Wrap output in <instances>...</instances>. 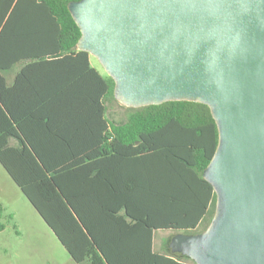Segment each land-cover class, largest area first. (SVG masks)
Segmentation results:
<instances>
[{
  "label": "trees",
  "instance_id": "1",
  "mask_svg": "<svg viewBox=\"0 0 264 264\" xmlns=\"http://www.w3.org/2000/svg\"><path fill=\"white\" fill-rule=\"evenodd\" d=\"M70 1L0 0V164L74 262L184 264L153 250V231L198 233L215 206L210 109L167 101L109 122L114 81L77 49ZM2 217L0 203V230Z\"/></svg>",
  "mask_w": 264,
  "mask_h": 264
},
{
  "label": "water",
  "instance_id": "2",
  "mask_svg": "<svg viewBox=\"0 0 264 264\" xmlns=\"http://www.w3.org/2000/svg\"><path fill=\"white\" fill-rule=\"evenodd\" d=\"M77 49L126 107L207 105L218 143L203 178L215 211L172 252L196 264H264V0H77Z\"/></svg>",
  "mask_w": 264,
  "mask_h": 264
},
{
  "label": "rangeland",
  "instance_id": "3",
  "mask_svg": "<svg viewBox=\"0 0 264 264\" xmlns=\"http://www.w3.org/2000/svg\"><path fill=\"white\" fill-rule=\"evenodd\" d=\"M89 60L91 65L104 76L105 71L96 57L90 55ZM24 63L25 60L19 61L4 72L8 84L12 82L15 73ZM104 102L109 122L125 121L131 112L129 107L122 105L114 97H108ZM0 203L3 206L1 221L5 225V228L0 230V264H85L76 263L71 259L55 234L1 165ZM214 211L215 206L212 205L196 232L207 228ZM174 233L168 230H156L153 236L155 251L168 252L167 243Z\"/></svg>",
  "mask_w": 264,
  "mask_h": 264
},
{
  "label": "crops",
  "instance_id": "4",
  "mask_svg": "<svg viewBox=\"0 0 264 264\" xmlns=\"http://www.w3.org/2000/svg\"><path fill=\"white\" fill-rule=\"evenodd\" d=\"M11 143L12 144H15V141L13 140V141H11ZM1 165V164H0ZM2 166V165H1ZM3 167V166H2ZM4 169V168H3ZM5 170V169H4ZM6 171V170H5ZM8 174V173H7ZM9 175V174H8ZM10 177V176H9ZM11 178V177H10ZM13 181V180H12ZM14 182V181H13ZM14 184H15V182H14ZM16 185V184H15ZM17 186V185H16ZM18 187V186H17ZM19 188V187H18ZM20 189V188H19ZM21 191V190H20ZM23 194V193H22ZM24 195V194H23ZM207 215V214H206ZM205 215V216H206ZM204 216V217H205ZM204 217H203V219H204ZM202 219V220H203ZM202 220H201V222H202ZM200 222V223H201ZM199 223V224H200ZM199 226V225H198ZM156 230H154L153 231V236H154V232H155ZM168 231H173V232H175L174 234H172L171 236H170V239H169V242L167 243V247H168V249L171 251V248H170V243H171V241H172V239L176 236V235H178V234H183L181 231H175V230H168ZM152 248H153V250L155 251V249H154V237H153V239H152ZM155 252H157V251H155ZM158 253H160V252H158ZM168 252H165V251H161V254H167ZM175 261H177V262H180V263H184V264H193V260L192 259H188V258H179V259H174Z\"/></svg>",
  "mask_w": 264,
  "mask_h": 264
}]
</instances>
